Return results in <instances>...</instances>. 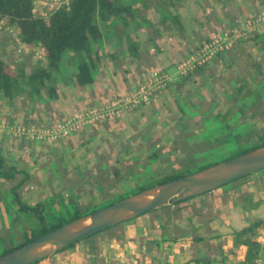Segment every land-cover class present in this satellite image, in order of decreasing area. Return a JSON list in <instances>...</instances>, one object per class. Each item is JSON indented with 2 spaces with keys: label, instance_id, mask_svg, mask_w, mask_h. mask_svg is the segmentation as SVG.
Wrapping results in <instances>:
<instances>
[{
  "label": "trees",
  "instance_id": "obj_1",
  "mask_svg": "<svg viewBox=\"0 0 264 264\" xmlns=\"http://www.w3.org/2000/svg\"><path fill=\"white\" fill-rule=\"evenodd\" d=\"M174 1L69 0L47 13L37 14L34 0H0V21L15 27L18 40L26 49L40 48L44 53L43 59L39 60L30 70L23 69V67L14 70L0 56L1 117L9 122L15 121L16 117L21 118L18 107L19 100L17 103L16 100L28 98L33 106L38 102L46 104L47 111L44 115L41 114V118L35 112L30 111V114H25L24 121L21 118L22 121H19V124L26 125V121H30L33 123L32 125L47 126L55 122L51 120L52 115L55 114L57 120L62 118L65 115L62 109L63 98L69 95L73 87H86L96 84V70L106 56L113 55L98 48L99 44H103L105 41L109 23L115 18L118 19L127 35L129 29L139 24L141 19H145V16L147 17L143 8L150 7L152 4L154 6L162 5L166 8L169 2L174 6ZM138 2L140 5L136 6ZM169 8H166L168 12L161 16L159 23L165 25L164 32L171 33L176 30L180 36H184L187 32L184 20L181 15L170 11ZM147 18L148 25L153 28V34L160 35L162 31L157 25H154V20H157L156 17H153L152 14L151 18ZM109 32L111 33V28ZM258 32L260 31H254V34ZM120 39L133 63H136V58L140 56V43L131 34L126 39L121 35ZM150 39H153V36ZM209 39L207 38V40ZM236 45H238L237 42L226 51H230ZM192 51L194 52L193 48L190 52ZM184 58L185 56H180L155 73L167 72ZM208 64L210 63L199 65L194 70L170 81L163 89L155 92L148 102L133 110L137 112L148 108L152 99L161 93L159 97L163 98L164 103L156 110L155 115L159 114L163 117L154 116L152 122L144 125L143 128L140 129L136 125L125 136L122 134L117 142L118 147L116 144L114 147L108 141L101 142L91 149L92 154L86 160V164L77 166L74 174L73 171L67 170L61 165L58 166L57 169L62 176L53 178L57 181L55 185L50 187L51 193L47 194L43 201H37L34 204H29L26 201V188L33 181H38L36 173L28 167L20 168L17 163L11 162V159L14 160L21 154V139L24 137L3 135L0 138V187L3 188H0V199L4 203L6 212L13 215L11 218L13 220L10 221L13 226L9 233L5 232L3 235L0 232V249H2L0 256L50 230L125 197L118 194L116 186L126 177L130 179L133 177L134 179L138 174L151 170L152 174L149 177L152 183L148 182V185L136 186L135 182L129 181L131 184L127 186V189L134 193L137 187L139 190H144L215 164L213 163L214 157L221 154L227 146L236 152L233 154L234 157L264 145V92L261 91L264 84L263 87L260 86L261 92L254 95L252 84L247 80L231 77L235 76L233 72L229 76V80L232 79L235 83L229 91H214L201 97L191 86H188V81L196 72L206 71ZM128 69L126 67L122 71L125 81L131 79ZM228 69L229 66H225L221 70L224 73L220 74L221 78H224L226 73L230 74ZM261 72L264 76V70ZM151 75L139 76L140 80L136 81L131 89L122 91L118 95L126 94L147 82ZM172 84L179 93L183 94L184 102L179 99L173 102L170 97L164 94L166 89L171 92ZM244 90H248V93L243 94ZM228 92L232 94V98L228 99ZM103 101L104 99H101L100 102ZM114 121L102 122L81 133L87 136L88 131L95 130L104 123H114ZM192 121H201L202 126L194 128ZM225 129H229V132L222 134ZM88 134L89 138L83 140L82 145L92 141L97 135L95 131ZM105 142L107 145L102 146ZM142 149H145L147 154L141 153ZM31 150V153L36 152L34 146ZM220 151L222 152L220 153ZM12 155H15V158ZM60 181H66V183L61 186ZM65 190H69L66 195L62 194V191ZM184 201L186 200L181 202ZM181 202L166 207L171 210L172 206H178ZM181 207H176L175 215L181 213ZM159 209L150 212L159 215L161 213ZM148 213L131 220L147 218L148 215L152 214ZM170 216H167V220L163 219L164 217L161 218L158 228L155 224L152 225V222L150 224L148 222L146 225L155 230L165 229L168 224H172ZM131 220L117 225H122L124 228V224ZM111 228L97 233L101 235L100 240L85 241L88 243V247L91 245L97 254V257L90 258L91 264H103L104 260L100 257V248L105 238L111 236ZM253 228L254 226L251 225L237 232L236 238L239 235H244L250 239L248 234L252 232ZM16 238L20 239V243L12 245ZM113 238L115 241L121 242L124 236L118 234ZM194 238L199 241L198 243H202L200 242L202 237L195 236ZM168 239L174 241L176 237L169 236ZM151 241L145 242V239H141V245L136 247L134 253L137 259L140 258L141 260L139 255L144 257L143 246L147 242L156 248L162 245L159 244L158 238ZM222 242V240L218 241L213 248L220 257L224 252ZM250 244L253 245H250L245 261L235 264L254 263V261L250 263L248 260L254 259L256 255L254 250L257 246L254 242ZM73 245L75 246V244ZM73 245L70 247H74ZM208 249L212 250L210 247ZM160 261L159 259L155 262L152 261V264H164ZM32 264H39V261ZM138 264L143 263L139 261Z\"/></svg>",
  "mask_w": 264,
  "mask_h": 264
},
{
  "label": "crops",
  "instance_id": "obj_2",
  "mask_svg": "<svg viewBox=\"0 0 264 264\" xmlns=\"http://www.w3.org/2000/svg\"><path fill=\"white\" fill-rule=\"evenodd\" d=\"M174 3L175 5L172 6L169 2L166 8L170 7V11L181 15L183 20L186 19L184 22L187 32L184 36H180L176 30L171 33L164 32L165 25L159 23V19L168 11L162 5L154 6L152 4L150 7L143 8L147 17L151 18L152 14L153 17H156L155 19L157 20H154V25H157L162 31H160L161 34L158 36L153 34V28L148 25V18L146 16L145 19L140 20L141 22L139 24L129 29L127 35L118 19L115 18L114 21L109 23L105 41L103 44H99L98 48L101 50L104 49L105 52L113 55L106 56L100 64L101 68L97 72V79L98 77L100 78L101 85L94 84L92 86H76L72 88L69 95L72 96L78 105L82 106L81 101L84 97L83 93L85 89L91 90L90 95H100L102 91L111 89L116 91L115 84L119 86L121 83L120 78L123 73L121 72V68H129L128 72L131 78L129 82L131 84L128 88L131 89L139 76L153 74L155 72L152 71L169 65L172 61L171 58L174 50L172 47H160L159 41L162 42L160 40L161 38H174L173 43L175 46L179 43H185L188 45V50L190 51L196 45L204 42L209 36H212V34L222 31L232 22L243 17L251 16L259 8L264 7V0H175ZM136 4V6L140 5L139 2ZM109 27L111 28V33L109 32ZM211 28L215 29L211 30ZM129 34L133 35L140 43V56L136 58V63H133L128 51L124 49L125 45L120 39L121 35L126 39ZM152 36L153 39H150ZM108 39L109 41H107ZM192 42L196 44L192 46ZM241 45L245 47V50L242 46L241 48L234 47L228 52H223L211 60L210 64H208L209 66H206V71L195 73L192 76L194 80L191 81L190 86L195 90L197 95L203 97L206 92L229 91L235 81H232V79L229 80L231 74L228 73L226 74L229 76L225 74L226 78L222 80L223 78H221L220 74H224L221 70L225 66H229V68L233 67L235 70L234 73L239 75L236 76L237 79L247 80L253 84L254 80L251 77L258 76L257 72L253 71L252 68L261 69L264 65V57L262 56L264 55V31L258 32L247 43L245 42ZM251 64H254L253 67H249ZM227 71L229 72V69ZM217 79L218 81H222L216 85V82L213 83V81ZM228 82L232 83L231 86H229ZM206 86H209L210 89L208 90ZM122 91L126 90L123 89ZM67 100L69 99L63 98L62 100V109L65 114L73 108V105ZM74 106L77 107L76 105ZM155 114L156 110L154 108L151 110L149 107H146L135 112V119L140 118V121L142 119L152 121ZM243 181L238 184L236 182L229 183L218 189L216 188L217 190H211L209 198L204 195L200 197V200L196 198L192 200L193 202L189 199L181 202L179 205H184L181 207V213H177L175 218L172 219L171 225L174 230H170L168 226L165 229L159 228L155 230L151 226L146 225L145 218H141L144 222L142 220L138 226L134 222H131L132 224L130 226L125 223L127 228L124 230L123 241H115L112 234L105 238L100 248V257L102 259L106 258L104 260L105 263H111L108 259L110 258L116 260H114V264H123L124 262H119L121 258L129 260V257L136 256L134 253L136 247H140L141 239H145V242L148 240L152 242L150 239L155 240L158 238L160 241L159 244L162 245L158 248L159 254L157 260L162 259L164 264H235L245 261L250 245H253L250 243L253 242L257 246L254 250L256 254L254 256L255 259L260 253H264V170L261 174H255ZM242 193H244L243 197ZM223 195L226 196L223 201H215V196L219 198ZM199 201L200 207L196 209L195 203ZM178 206H172L171 210L173 211ZM163 219L167 220L168 217L165 215ZM134 221L138 222L139 219ZM251 225L254 228L248 234L250 239H247L244 235H239L236 238L237 232ZM131 230L133 232H130ZM169 236L176 237V239L174 241L170 240L168 239ZM195 236L202 237L203 239L200 240L202 243H198L199 241L195 240ZM220 240L223 241L222 248L224 250L221 257L213 250ZM86 244L88 246L87 242ZM77 247L78 244L73 248H69V250L67 249L62 255L51 256L55 259L51 257L45 258L39 264H91V259L87 258L88 255L85 254V250L88 252V248L86 249L84 247V250L76 252ZM145 247L146 245L143 246L144 253ZM206 247H210L212 250L210 249V253L204 255L206 253ZM146 256H148L147 253L144 257L146 258ZM254 259L252 258V260L248 261L251 263ZM131 260L134 262V259ZM145 260L146 263L151 261L149 257ZM132 261L129 263H133Z\"/></svg>",
  "mask_w": 264,
  "mask_h": 264
},
{
  "label": "rangeland",
  "instance_id": "obj_3",
  "mask_svg": "<svg viewBox=\"0 0 264 264\" xmlns=\"http://www.w3.org/2000/svg\"><path fill=\"white\" fill-rule=\"evenodd\" d=\"M68 1L69 0H34L35 11H36L37 14H44V13L49 12L52 9L57 8L58 6H60L63 3H67ZM259 10H261V9L259 8L256 12H258ZM248 17H250V16L238 19V20L232 22L231 24H238V23L242 22L243 20H245ZM184 20L186 21V19H184ZM213 29H215V28H211V30H213ZM261 30H264V28L259 29V31H261ZM214 35L215 34H212V36H214ZM255 35H256V33L254 34V32H251L248 35L250 37L246 36V37L239 38L237 43L240 46H235V47L236 48L237 47L241 48L243 46V45H241L242 43H245V42L247 43L248 40L253 38V36H255ZM212 36H209L208 39L211 38ZM160 40H162V42L159 41V46L160 47H165V48L172 47V49L174 50L173 51L174 53H173L172 58H171L172 61L176 60L180 56H185L186 57V56L190 55L193 52V51L190 52L188 50L189 47L185 43H183V44L179 43L178 45L175 46V44L173 43L174 38L170 39V38L166 37V38H161ZM176 41H177V39H176ZM239 43H241V44H239ZM195 44L196 43H193L191 45L194 46ZM201 44L196 45V47H194L193 50L195 51ZM244 48L245 47L243 46V49ZM224 52H228V51H224ZM222 53H220V54H222ZM0 56L14 70L15 69L18 70V69H20L22 67H23V69L26 68V70H30L37 62H39V60L43 59L44 53H43V51L40 48H37V49H34V50H30L28 48L26 49V47L23 46L20 43V41L18 40L17 32L15 30V27L8 26V25L5 24L4 21H0ZM262 56L264 57V55H262ZM263 60H264V58H263ZM148 63H149V61H148ZM253 65L254 64H251V65H249V67H253ZM233 66L236 67L235 64H233ZM176 67H177V65L174 66V67H171L168 71H170V73H175L176 72ZM100 68L101 67L99 66L98 69L96 70V77L98 76L97 72L99 71ZM163 68H165V67H163ZM122 69L123 68H121V72L123 71ZM252 70L256 71L257 72V76H258V77H251V79L254 80L253 84H252V88H253L252 93L254 95H257L261 91L264 92V87H263L264 79H261V78L264 77V76H262L263 72H261L262 70H264V65H263V67H261V69L252 68ZM156 71H158V70H156ZM156 71H152V72H156ZM229 72H230V74L235 72L233 67L229 68ZM227 75L228 74H226V76ZM236 76H239V75L237 73H235V76H232V77L236 78ZM195 77H197V76L195 75ZM211 78H212V76H211ZM225 78L226 77H224L222 80H225ZM120 79H121V83H120L119 86H117V84L114 83L115 87H116L115 88L116 91L111 89V90H108V91H102V94H100V95H90L91 90L90 89H85V91L83 93L84 97L82 98V101H81L82 102V106L78 105L74 101V99L72 98L71 95H68L67 97H65V99H69L67 101H70V103L73 105V108H71L72 110L67 112L62 118H64L68 113H73V112H75L76 110H78L80 108L87 107V106H89L91 104L93 105L95 102L98 103V102L101 101V99H104V101L111 100L115 96H119L118 94L121 93L123 89L124 90L130 89L128 87H129V85L131 83L129 81H124V76L123 75H121ZM138 80H140L139 77H138V79H136V81H138ZM193 80H194V78L192 77V79L190 81H188V86H190L191 81H193ZM195 80H197V79H195ZM222 80H219V81L216 80V81H213V83L216 82V85H217V84H220V82ZM100 83H101V81H100V78L98 77V79L96 80V84L97 85H101ZM106 83H108V81H106ZM106 83H104V84H106ZM132 83H134V82H132ZM228 83H229V86H231V83L230 82H228ZM243 83H245V82H243ZM171 86H172L171 92L168 89H166L164 94L167 97H170L173 100V102L175 100H178V99L181 100L182 102H184L183 94L179 93L175 89V86L173 84ZM260 86H262L263 88L261 89ZM206 87H207L208 90L210 89L209 86H206ZM260 89H261V91H260ZM242 93L243 94H247L248 90H244ZM160 94L161 93H158L152 99V101H151V103L149 105V108L151 110H153V108L155 110H157L164 103L163 98L159 97ZM206 94H208V92H206ZM227 96H228V99L232 98V94L229 93V92L227 93ZM18 100H19V102H18ZM17 102H18V107H19V110H20V116H21V118H23L22 119L23 121L26 118L25 114L29 113L30 111L35 112L39 118H41V114L44 115L46 113V111H47L46 104H43L42 102L41 103L38 102V104H36L35 106L32 105V102H30V99H28V98H26V100H23V99L19 98V99L16 100V103ZM74 102H75V104H74ZM170 102H171V100L169 101V103ZM74 105H76L77 107H75ZM62 108H63V106H62ZM134 109H131L130 111H127L125 113V115H123L122 117H119L117 119H113L112 121L115 120L114 123H110V122L108 124L104 123L102 125H99L95 130L88 131V133L92 132V131H95L97 133V135H96L95 139H93L92 141H89V142H87V144H83V145H82V141L87 139V138H89L88 137L89 134L87 133V136H85L86 134H84V133L82 134L81 132H85V130L91 129L92 128L91 126L90 127H86V128H84L83 130H81V131H79L77 133L75 132V134L73 136H71V137H67V138H63L61 140H55V141L54 140L53 141L49 140V141H47L48 145H46L43 141L30 140V139H27V138H25L23 136L24 138L21 139V141H22L21 154L18 155L17 158L14 157L15 155H12L15 159L14 160L11 159V162L12 163H14V162L17 163L20 168L28 167L30 170H32V171L34 170V172L36 173V176H37L36 178L39 181V182L38 181H35V182L33 181L31 183V185L26 188V193H25L26 201L29 204H34L37 201L45 200V196L47 194L51 193L50 187L55 185V183L57 181V180H54L53 178L55 176H58V177L62 176L61 172L58 171V169H57L58 166L61 165L63 168L73 171V174H74V172H76V170H77V166H84L86 164L85 163L86 160L89 158V156H91L90 154H92L91 149H93L95 146L99 145L103 141H108L109 143L111 142V144H113V146L115 144L117 146L118 139L120 138V136L122 134H124L123 136H125V134L126 133L128 134L129 132H131V129L135 128L136 125L138 126V128L141 129V128H143L144 125L148 124L149 122H152L151 120H143V119H142V121H140V118L135 119V112L136 111H133ZM161 114H163V113H161ZM155 116L158 117V118L163 117L162 115H159V114L155 115ZM21 118L16 117L15 121H10L9 122L7 120H4L1 117V115H0V138H2L3 135H10V137L11 136H15L14 134L9 133L8 130H10V128L13 127V126L18 125L19 121H22ZM51 118H52L51 120L55 121V122L53 124H50V126L57 124L62 119V118H60L59 120H57L56 119L57 117L55 116V114L52 115ZM3 123L6 125V127L2 126ZM26 123H27L26 125H32L33 124V123H30V121H26ZM98 124H101V122L98 123ZM192 124L194 125V128L197 127V126H199V127L202 126V122L201 121H192ZM36 125L37 124H35V126ZM37 126H40V125H37ZM7 127H8V129H7ZM3 128H5V129H3ZM227 132H229V129H225L222 132V134H226ZM103 145L106 146L107 143L105 142L104 144H102V146ZM32 146H34V150L36 151L35 153H31L32 152V150H31ZM116 146H114V147H116ZM227 148L226 149L224 148L225 150H223V152L220 151V153L222 152L221 154H219L218 156L214 157L213 163H218V162L225 161V160H228L230 158H233V154H235L236 152H234L233 151L234 149H232L231 147H230L231 149L228 146H227ZM144 150L145 149H142L141 153L147 154L146 151H144ZM139 152H137V153H139ZM137 153H134V154H137ZM132 156H133V154H132ZM138 166H141V165H138ZM263 170L264 169L259 170V171L255 172L253 174H250V175H247V176H245L243 178L238 179V181L236 180V181H233L231 183L236 182V184H238V183L244 182L243 180H247L250 176H253L255 174L256 175L261 174V172ZM151 174H152L151 170H146V171L138 174L136 177H134V179H133V177L131 179L126 177L125 180H123L122 182L118 183L117 186H116L118 194H122L124 196H128L130 194H133L131 191H129L127 189V186H129L131 184L129 181L135 182L136 186L137 185H148L149 183H152V182H150L151 179L149 177ZM65 183H66V181L65 182L64 181H60V185L61 186L63 184H65ZM0 188H2V187H0ZM218 188H220V187H218ZM217 189H214V190H217ZM138 191H141V190H139V188L137 187L135 192H138ZM210 192L211 191L203 193V194H200V195H197V196H194L192 198H189V200L191 202H193L192 200L196 199V198H198L200 200V197H202L204 195L207 196V198H209L210 197ZM68 193H69V190L62 191V194H65V195L68 194ZM244 193H242V197H243ZM215 198H216L215 201H223V199H225L226 196L223 195L222 197H219V198H217L215 196ZM3 204L4 203H3L2 199H0V232L4 235L5 232L9 233L10 230H11V227L13 226V224L10 223V221L13 220V219H11L13 215H10L9 213L6 212L5 206ZM183 204H185V203H183ZM179 206H184V205H179ZM195 206H196V209H198L200 207V201L198 203H195ZM168 209H169L168 207L160 208L159 211L161 213H159V215H157L158 213L149 212L148 214H150V213H152V214L148 215L149 217H147V218L145 217L144 220H146L147 223L148 222H152V225L155 224L157 226V228H158L159 225H160L161 218L165 217V215L166 216L171 215L170 217L172 219L175 218V209L173 211L172 210L168 211ZM142 218H144V217H142ZM142 220L143 219H141V218H139L138 222L134 221V220H131L130 222H127V225L130 226L132 224L131 222H134L138 226L139 224H141ZM144 220H143V222H144ZM127 225L125 224L124 228L122 227V225H120V226L117 225L115 227H112L110 229L111 234L113 236H118V234L120 236H123L124 233H122V232L127 228ZM168 227H169L170 230H174L172 225L168 224ZM130 232H133V231L131 230ZM101 234H104V233H101ZM121 234H123V235H121ZM100 239H101V235L100 234H95V235L91 236L90 238L83 239L80 242H77L78 247H77V250H75V251L77 252V251H80V250H84L85 249L84 247H86V249H87L88 246H86L87 244H86V242H84L86 240H90L92 242H95V241H98ZM150 240H153V239H150ZM17 243H20V239H18V238H16L15 242H12V245H16ZM75 245H76V243H75ZM69 248H71V247L69 246V247H66V248H64L62 250H59V251L55 252L54 254L48 256L47 258H50L51 256H54V255L55 256L62 255L67 249L69 250ZM88 249H91V250H88V252L85 250V254L88 255L87 258H91L93 256L97 257L96 251L93 248H91V245H89ZM1 252H2V249H0V253ZM146 253L148 255V256H146V258L149 257L151 259V261L147 262V263L148 264H152L153 263L152 261L155 262L157 260V257H158V254H159V249L156 248V246H154L150 242H147L146 247H145V254ZM207 253H210V249H208V247H206V253H204V255H207ZM139 256L141 257V260H140V258L137 259L136 256H132V257H129V260L122 259V258L120 259L119 258L120 259L119 262H121V263L124 262L123 264H133V263H137L138 264V262L141 261L143 264H147L146 260H145L146 258L142 257L141 255H139ZM51 258H53V257H51ZM53 259H55V258H53ZM108 259L110 260L109 262H111V263H107V262L105 263V261H104L103 264H114V262L116 261L115 259H114L115 261L113 259H110V258H108ZM131 259H134V262ZM103 260H106V258L105 259L103 258ZM160 260L162 261V259H160ZM130 261H132L133 263H129ZM39 263H41V260L39 261Z\"/></svg>",
  "mask_w": 264,
  "mask_h": 264
},
{
  "label": "water",
  "instance_id": "obj_4",
  "mask_svg": "<svg viewBox=\"0 0 264 264\" xmlns=\"http://www.w3.org/2000/svg\"><path fill=\"white\" fill-rule=\"evenodd\" d=\"M262 169L264 145L118 199L1 255L0 264H32L117 224L209 192Z\"/></svg>",
  "mask_w": 264,
  "mask_h": 264
},
{
  "label": "built area",
  "instance_id": "obj_5",
  "mask_svg": "<svg viewBox=\"0 0 264 264\" xmlns=\"http://www.w3.org/2000/svg\"><path fill=\"white\" fill-rule=\"evenodd\" d=\"M261 28H264V9L259 10L238 24L226 27L219 34L203 42L177 65L175 73H170V71L160 74L154 73L147 82L134 88L131 92L68 113L55 125L18 124L11 127L8 132L15 136H24L30 140L48 143L49 140L55 141L71 137L75 132L77 133L100 122L122 117L127 111L139 108L142 104L148 102L155 92L163 89L170 81L194 70L199 65L210 62L218 54L232 48L239 38L246 37L251 32L258 31ZM2 126L6 127L4 123ZM253 264H264V253H260L254 259Z\"/></svg>",
  "mask_w": 264,
  "mask_h": 264
}]
</instances>
